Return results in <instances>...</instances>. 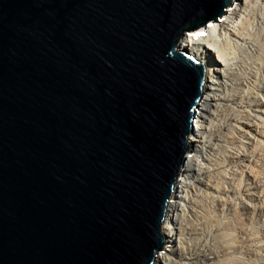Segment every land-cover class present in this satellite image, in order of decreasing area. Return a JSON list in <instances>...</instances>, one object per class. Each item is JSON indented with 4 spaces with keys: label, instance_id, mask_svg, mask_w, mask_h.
I'll return each instance as SVG.
<instances>
[{
    "label": "water",
    "instance_id": "1",
    "mask_svg": "<svg viewBox=\"0 0 264 264\" xmlns=\"http://www.w3.org/2000/svg\"><path fill=\"white\" fill-rule=\"evenodd\" d=\"M229 1L0 0V264L152 263Z\"/></svg>",
    "mask_w": 264,
    "mask_h": 264
},
{
    "label": "bare ground",
    "instance_id": "2",
    "mask_svg": "<svg viewBox=\"0 0 264 264\" xmlns=\"http://www.w3.org/2000/svg\"><path fill=\"white\" fill-rule=\"evenodd\" d=\"M235 1L232 0L229 4L230 7L225 9L224 15H221L222 17L219 19H223L225 16L227 18L218 22L217 19L211 22L208 21V24H205L204 27L200 26L192 31H187L188 33L185 32L181 38L182 41L179 42L180 46L192 58L197 59L201 66V63H203L201 60L206 64L208 62L210 66L206 65L208 78L205 77L201 84L202 94H204L201 111H198L194 128L191 125L192 130H190L186 142L184 141L187 148L190 146V151L184 155L185 162L180 169L176 170L174 175L175 178L177 173L180 172L182 179L181 182L176 181L177 184L174 185V191L171 200L168 201L165 217L159 227L160 234L165 238V250L159 255H154L153 260L155 262L152 264H244L238 260L239 255L236 253L245 255L247 261L250 256L256 254L259 259L256 261L264 264V232L262 229L264 223H257L260 213L264 212V120L261 117L259 122L255 121V118L258 120L255 113H264L261 108H258L264 107V97L259 94L260 92L258 93L259 90L264 93V78L261 79L260 77V71L264 68V56L261 52L263 49L253 44L249 34L244 32L247 27L246 21H244L246 19L240 21L237 31L232 32L224 28L226 37L221 46L220 44L219 46L215 45L216 47L213 46L215 41L211 40L209 35L211 29H217L219 33L222 27L221 24L227 23L232 17V13H239L241 0H238V3ZM252 1L248 0L246 6ZM247 8L245 9L247 10ZM232 37L243 40L247 45L236 42L233 45L234 48H232L235 50H232V46H229L230 41L233 40ZM201 46L204 49H201ZM247 48H252L255 54L254 57L249 58L246 56ZM228 56L231 57L228 58ZM232 66L236 72L231 70ZM210 69L212 74L209 76ZM218 88L222 90L231 89L229 93L227 91L223 93L220 98L223 101L236 104L239 107L237 114L233 112L235 108L230 104L223 107V103L226 102H222V104L221 102L212 103L213 100L219 99V95L216 93ZM254 88L257 91H253ZM248 95H251L253 100L245 102L244 99ZM212 104L214 107L210 110ZM245 106L249 109L244 108ZM205 119L208 120L207 126L202 125ZM214 119H217V124ZM228 125L231 126L234 132H229ZM220 128H227V130L218 131ZM207 136L210 139H206ZM222 137H225L226 141L228 140L229 145L231 144L230 148L224 146L225 148L221 149V142L212 143L211 141L213 139L223 141ZM242 138H246L247 141H243ZM198 144L201 145L200 148ZM213 149L216 150L214 151L215 154L212 155L213 157L210 158L211 165H209L212 168L211 173L213 175L208 167L200 166L193 180L203 185V188L200 186L198 188L211 193L213 210L215 208L222 210L224 204L227 203L230 205L229 202L231 201L227 202V192L238 194L235 197L239 199L238 210L231 209L232 205L228 209L233 211L234 221L229 219V223H231L230 226L235 234L231 235L232 238H229L227 233H222V238L219 236L221 243L218 242L217 235H212L211 243L205 242L208 228L212 224L210 218L205 215L207 213L205 206H202L199 200L194 198V196H199L196 183L188 181L190 171L194 169L195 165H199L197 152L202 151L201 153L208 160V151ZM245 167L248 168L246 172ZM203 178H206V180H203ZM223 179H225L224 183L228 184L225 189L220 181ZM207 181H210V183ZM249 181H254L261 190L248 192L249 187L247 184H249ZM183 194L185 195L183 196ZM254 200L256 202L253 203ZM187 205L191 208L190 210L187 209L186 213L184 212L181 223V221H177V213ZM197 213H200L198 218L195 217ZM250 220L252 222L256 220L254 224L260 225L257 230H253L252 226L254 225L251 226L252 229L250 230L249 225L252 222L247 225ZM237 230L240 232L239 235H237ZM188 233L194 236L193 239H184L183 237L184 244L183 239L181 243V235ZM255 246H257L256 249ZM221 256L223 258H220Z\"/></svg>",
    "mask_w": 264,
    "mask_h": 264
},
{
    "label": "rangeland",
    "instance_id": "3",
    "mask_svg": "<svg viewBox=\"0 0 264 264\" xmlns=\"http://www.w3.org/2000/svg\"><path fill=\"white\" fill-rule=\"evenodd\" d=\"M231 1V0H230ZM229 1V2H230ZM247 1L248 0H241V9H240V11H239V13H237V14H235V13H232L233 15H232V17L229 19V21L227 22V23H223V24H221V26L223 27V29H222V27H221V29L219 30V33H218V31H217V29H211L210 30V33H209V35H210V38H211V40L213 39L215 42L213 43V46H219V44H220V46H221V44L223 45V42L225 41L224 39H225V33H224V31H225V29L224 28H227V29H229V30H231L232 32H234V31H237L238 30V28H237V26L239 25V23H240V21H243L244 19H246V20H244V21H246V25H247V27H246V29L244 30V32H247L248 34H249V37H250V40L253 42V44H256L259 48H261V49H263V50H261V52H262V54H263V56H264V0L262 1V0H253L252 2H249L248 4V6H246V3H247ZM235 2H237L238 3V0H236ZM245 3V4H244ZM261 3V4H260ZM251 6V7H250ZM230 7V6H229ZM232 7V6H231ZM248 7V8H247ZM245 8H247V10L245 9ZM228 9V8H227ZM245 10V11H244ZM222 16L224 15L223 13L221 14ZM222 16H220V17H222ZM225 18H227L226 16L225 17H223V19H225ZM223 19H219V20H217V22L218 21H222ZM227 25V26H226ZM200 27V26H199ZM199 27H197V28H199ZM197 28H194V29H197ZM194 29H192V30H194ZM192 30H190V31H192ZM188 33V32H187ZM232 41H230V45L229 46H232L231 47V49L232 48H234L233 47V45H235V43L237 42V43H241V44H245V45H247L246 43H244V41L243 40H240V39H238L237 37H232ZM181 41H182V39H180ZM232 42V43H231ZM249 45H250V43H249ZM215 46V47H216ZM254 46V45H253ZM201 49H204L202 46H201ZM232 50H235V49H232ZM245 54H246V56L247 57H254V51L252 50V48H247V52H245ZM232 56V55H231ZM231 56H228V58L229 57H231ZM201 62H203V63H201L202 64V68H203V80L205 79V77H207L208 78V75H206V65L208 66H210V64L207 62V64L204 62V61H202L201 60ZM244 62V61H243ZM231 70L233 71V72H236L235 71V68L232 66L231 67ZM210 74H212V71H211V69L209 70V76H210ZM260 77H261V79L262 78H264V68L260 71ZM264 80V79H263ZM230 92L231 91V89L230 90H226V89H224V90H222L221 88H218V90L216 91V93L219 95V99H215V100H213V102L212 103H219V102H221V104H222V102H226V103H223L224 104V106L223 107H226V105H228V104H230L232 107H234L235 109H233V112H236V114L238 113L237 112V109H239V107H237V105L236 104H234V103H231L230 101H223L220 97H221V95L223 94V93H225V92ZM253 91H257L255 88L253 89ZM260 92V93H259ZM258 93L261 95V96H263L264 97V93L263 92H261L260 90L258 91ZM204 98V94H201V98L199 99V101L197 102V108H196V103H195V106H193V112H194V116H193V119H192V117H191V124L193 125V128H194V123H195V121H196V115L198 114V111L200 110L201 111V103H202V100H203V98ZM245 100V102H250V101H252L253 100V98H252V96L251 95H248L247 96V98H245L244 99ZM216 105V104H215ZM243 105H244V103H243ZM213 107H214V105L212 104L211 106H210V110L211 109H213ZM244 108H246V109H249L247 106H245ZM258 108H261L262 109V111H264V107H258ZM252 113H253V111H251ZM223 114H224V112L221 114L222 116H223ZM256 115H257V118H258V120L255 118V121L256 122H259V120L261 119V117H262V119L264 120V113H260V112H257V113H255ZM259 115V116H258ZM217 118H220V117H217ZM260 118V119H259ZM207 122H208V120H206L205 119V121L203 122V126H207ZM214 122L217 124L218 122H217V119H214ZM225 127V126H224ZM227 128L228 129H230L229 130V132H234V130L231 128V126L230 125H228L227 126ZM227 128H220L218 131H226L227 130ZM194 132V131H193ZM189 133H190V131H188V134L186 135V138H185V142H186V140H187V137H188V135H189ZM236 136H237V134H236ZM246 137V136H245ZM210 139L208 136L206 137V139ZM225 137H222L221 139H224ZM243 139V141L245 140V141H247V139L246 138H242ZM212 141V143H216V142H221V149L225 146V147H227V148H230V146H231V144L229 145L228 143L229 142H227L225 139L223 140V141H218V140H216V139H213V140H211ZM262 144V146H263V142L261 143ZM198 145H200V144H198ZM223 145V146H222ZM217 146V145H216ZM262 146H261V149H262ZM201 147V145L199 146V148ZM224 147V148H225ZM197 149H198V147H197ZM216 149H213V150H211V151H208V156H209V159L207 160L206 158H205V156L201 153V152H197V158H198V163H199V165L197 164V165H195L194 166V169L193 170H191L190 171V174H189V177H188V181H190V182H193V183H196V189H197V194L199 195V196H197V197H195L194 196V198H196V200L198 199L199 200V202H200V204H202V206H205V209H206V212L207 213H205V215H207V217H209L210 218V222H211V226H209V230H208V232H207V236L205 237V242L206 241H208V242H212L211 241V239H212V235H217V237H218V242L219 243H221V241L219 240V236L222 238V233L223 234H226L227 233V236L229 237V238H232V236L231 235H234L235 234V232L233 231V229H232V227L230 226L231 225V223H229L230 221H229V219L231 220V219H233V221H234V217H233V215H232V213H233V211L231 210H228L229 208H230V205H232L231 206V209H233V210H238V207H239V205L240 204H238L239 203V199L238 198H235L238 194H232L231 192H227V202L228 201H231V202H229V204L230 205H228V203L227 204H224V206L222 207V210L220 211L218 208H215L214 210H213V208H212V201H211V199H212V196H211V193H209L208 191H206V190H204V189H200V188H198V186H200V187H202L203 188V185L202 184H200L199 182H196V181H194L193 180V177L195 176V174L197 173V171L199 170V168H200V166H206V167H208V170L210 171V173H211V167H209V165H211V160H210V158H212L213 156L212 155H214L215 153H214V151H215ZM190 151V146H188V148H187V152H189ZM187 152L186 153H184L183 154V157H184V155L185 154H187ZM260 153V152H259ZM182 167V164H179V166H178V168H177V170L178 169H180ZM245 169V172L246 171H248V168L247 167H245L244 168ZM222 172V171H221ZM224 172V171H223ZM212 174V173H211ZM213 175V174H212ZM181 179H182V177L180 176V172L179 173H177V175L175 176V178H174V180H175V183H174V185H176L177 184V182L176 181H178L179 180V182H181ZM203 180H206V178H203ZM224 180L225 179H223V180H220L221 181V183H222V187L225 189V188H227L228 187V184L227 183H224ZM208 183H210V181H207ZM195 185V184H194ZM248 185V192H253V191H255L256 192V190L257 191H260L261 190V188H259V186H257L256 185V183L254 182V181H249V184H247ZM208 190V189H207ZM173 191H174V186H173ZM177 193H178V189H177ZM176 193V194H177ZM185 194H183V196H184ZM225 196V195H224ZM171 197H172V193L170 194V197H169V200L168 201H170L171 200ZM226 198V197H225ZM210 199V200H209ZM253 203L254 202H256V200H254V201H252ZM238 206V207H237ZM185 208H181L179 211H178V213H177V221H181V223H182V219H183V215H184V212L186 213V211H187V209L188 210H190V208H191V206H189V205H187V206H184ZM188 207V208H187ZM210 211H212V212H210ZM200 216V213H197L196 214V216L195 217H199ZM257 219H259L258 220V222L257 223H261V222H263L264 223V212H261L260 213V215H259V218H257ZM254 222H252L251 220L249 221V222H247V225H249L251 222V224L249 225V227H250V230L253 228V230L254 229H256L257 230V228L260 226L259 224H254L255 223V221L256 220H253ZM252 225H254V226H252ZM251 226H252V228H251ZM263 229V232H264V227L262 228ZM237 232V235H239L240 234V232L237 230L236 231ZM183 237H184V239H189V238H191V239H193L192 237H194L193 235H191L190 233H188V234H183V235H181V243H182V239H183ZM263 238H264V236H263ZM184 239H183V244H184ZM209 239V240H208ZM231 242V241H230ZM177 243H178V241H177ZM165 244H166V242H165V238H163V242H162V245H161V247L159 248V250L158 251H156L155 253H154V255H159V254H161V253H163L164 252V247H165ZM169 244V242L167 243V245ZM179 244V243H178ZM256 247L257 246H255L254 248L256 249ZM255 253V252H254ZM237 255H239L238 256V260L239 261H242L244 264H260V262H258V261H256V260H259L257 257L258 256H256V254L255 255H253V256H250V259L248 260V261H250V262H248L247 261V258H246V256L245 255H241L240 253H236ZM155 257V256H154ZM220 258H223V256H221ZM183 260H184V258H183ZM186 260V259H185ZM153 262H155L154 260L152 261V263ZM151 263V264H152ZM239 264V263H238Z\"/></svg>",
    "mask_w": 264,
    "mask_h": 264
}]
</instances>
